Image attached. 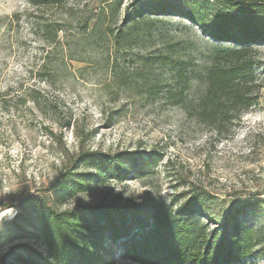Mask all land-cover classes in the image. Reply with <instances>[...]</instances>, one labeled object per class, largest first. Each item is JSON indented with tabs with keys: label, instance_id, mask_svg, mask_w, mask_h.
I'll return each instance as SVG.
<instances>
[{
	"label": "rangeland",
	"instance_id": "374dc122",
	"mask_svg": "<svg viewBox=\"0 0 264 264\" xmlns=\"http://www.w3.org/2000/svg\"><path fill=\"white\" fill-rule=\"evenodd\" d=\"M40 1L0 0V210L10 209L0 219V264H40L38 254L46 256L33 210L40 202L57 212L77 204L139 203L150 216L205 190L219 198L207 206L220 218L247 199L262 201L247 220L263 237L264 44L249 53L259 60L258 105L218 133L167 96V89L180 88L171 64L144 68L159 54L186 60L184 98L193 101L196 71L209 65L211 43L220 44L207 36L213 3L156 1L161 14L151 15L160 20L152 35L141 31L116 51L74 22L53 44L42 36L43 20H65L67 9L95 10L101 0H70L60 8ZM130 1L111 28L126 18ZM29 192L37 198L26 202ZM104 248L97 264H183L134 260L120 242ZM253 248L234 264H264V239L261 250Z\"/></svg>",
	"mask_w": 264,
	"mask_h": 264
},
{
	"label": "trees",
	"instance_id": "16d2710c",
	"mask_svg": "<svg viewBox=\"0 0 264 264\" xmlns=\"http://www.w3.org/2000/svg\"><path fill=\"white\" fill-rule=\"evenodd\" d=\"M69 1L40 2L48 8H60ZM101 1L95 10L67 9L65 20L55 23L43 20V39L55 43L59 31L74 22L84 34L89 28L87 34L93 35L99 46L110 43L118 51L124 41L141 31H148L147 35L151 36L155 23L160 22L159 18L151 17L161 14L155 12L159 0H131L124 9L126 18L111 28L124 0ZM199 1L213 3L207 36L220 44L211 43L209 65L196 71V98L191 102L184 98L190 78L186 74V60L159 54L149 56L144 68L149 69L158 61L162 65L171 64L180 88L179 91L167 89V96L178 100L174 104H181L190 119L221 133L223 128L240 121L242 113L258 105L261 85L254 67L259 60H252L249 53L258 51V45L264 44V0ZM198 22L202 23L203 18ZM225 42L233 46L222 44ZM46 64L43 62L42 67ZM215 197L218 198L202 190L190 195L176 209L167 207L150 216L141 213L139 203L77 204L60 212L46 202L33 204L39 234L47 249L45 257L38 254L40 264H97L106 252L104 246L108 241L122 243L130 258L151 263L234 264L251 255L253 247L261 250L264 236L256 235L257 230L247 219L258 215L262 201L247 199L220 218L207 206ZM36 198L30 192L26 194V202Z\"/></svg>",
	"mask_w": 264,
	"mask_h": 264
},
{
	"label": "bare ground",
	"instance_id": "6f19581e",
	"mask_svg": "<svg viewBox=\"0 0 264 264\" xmlns=\"http://www.w3.org/2000/svg\"><path fill=\"white\" fill-rule=\"evenodd\" d=\"M10 209H3V210H0V219L2 218L3 214L6 212V211H9Z\"/></svg>",
	"mask_w": 264,
	"mask_h": 264
}]
</instances>
